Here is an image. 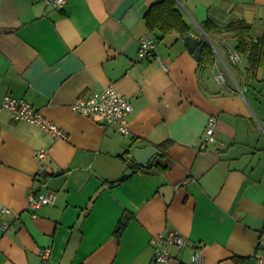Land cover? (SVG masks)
<instances>
[{
	"label": "crops",
	"instance_id": "0c3cea01",
	"mask_svg": "<svg viewBox=\"0 0 264 264\" xmlns=\"http://www.w3.org/2000/svg\"><path fill=\"white\" fill-rule=\"evenodd\" d=\"M52 1L0 0V100L25 98L68 134L54 138L0 111V204L11 209L0 212V264H156L153 240L171 231L189 240L170 247V264H196V251L203 264H236V256L260 264L264 63L249 100L230 82L216 81L224 69L217 54L202 65L179 33L157 40L145 19L157 0H68L62 8ZM178 1L197 38L209 40L201 25L209 17L243 18L255 36L264 32V0ZM143 36L156 39L168 68L155 56H138ZM214 40L229 54L236 50L231 35ZM109 85L133 104L130 136L71 107L79 95ZM212 115L217 140L204 145ZM150 145L158 152L137 164L131 150ZM40 148L49 150L42 161L34 156ZM45 190L54 202L34 217L29 195Z\"/></svg>",
	"mask_w": 264,
	"mask_h": 264
},
{
	"label": "built area",
	"instance_id": "2783aa9c",
	"mask_svg": "<svg viewBox=\"0 0 264 264\" xmlns=\"http://www.w3.org/2000/svg\"><path fill=\"white\" fill-rule=\"evenodd\" d=\"M68 0H53L52 6L56 8H62ZM205 35L211 41L209 35L205 32ZM214 51L217 56L221 55L214 42H211ZM156 39L150 36H143L140 40V48L138 56L140 58H149L155 56V59L160 62V65L164 68H168L167 63L162 61L159 54L156 52ZM231 61L234 64H238L243 60L242 54L237 50H231ZM230 75L225 74V69H221L215 73L216 81L222 86L227 87L228 82L231 80L241 93L244 94L242 84L239 85L234 74L228 67ZM72 109L82 115L92 117L98 122L103 124H115L118 131L124 136H130L132 130L130 127V115L134 110L131 101L121 95L113 85L104 87L99 93L86 96L79 95L71 104ZM7 109L14 120H24L38 125L48 134L54 138H67V132L57 125L54 121L46 117L40 110L36 109L31 102L25 98L14 97L6 95L0 100V111ZM260 127L264 130V125L259 121ZM218 120L217 117L212 115L209 117L205 130H204V145H208L216 142L217 140ZM49 150L47 148H40L35 151V158L42 161L47 157ZM46 163H41L39 172L42 173L46 170ZM55 194L53 191H32L29 195V210L32 215L37 216L38 210L47 204L54 202ZM0 212L4 214H10L11 209L3 204H0ZM9 223H4V228H7ZM188 237L179 231H171L168 234H160L153 242L156 245L157 252L155 254L156 264H170L172 260V254L170 251L171 246L183 247L188 244ZM50 248L46 247L40 252V256L43 261H46L50 255ZM193 262L196 264H203L204 257L199 251H196L192 256ZM260 264H264V253L258 255Z\"/></svg>",
	"mask_w": 264,
	"mask_h": 264
},
{
	"label": "trees",
	"instance_id": "16d2710c",
	"mask_svg": "<svg viewBox=\"0 0 264 264\" xmlns=\"http://www.w3.org/2000/svg\"><path fill=\"white\" fill-rule=\"evenodd\" d=\"M145 19L150 31L156 32L158 41L173 32L179 33L182 37L190 34L191 26L184 17L183 7L178 0H157L145 13ZM201 25L213 40L216 35L223 33L236 39L235 48L245 55L247 61L242 84L245 92L247 86L252 84L257 70L264 63V32L255 36L252 24L243 18H231L221 23L209 17ZM203 41L204 47L199 59L200 63L202 65L211 64L216 54L214 47L208 39H203ZM163 145L167 146L169 142L166 141ZM160 150H162L161 155H164L163 146H160ZM137 164L134 162L132 168L140 169V164ZM124 179L126 176L121 177L117 182ZM125 222V219L121 220L116 232L121 233L125 227ZM247 259L248 257L236 256L235 262L236 264H245Z\"/></svg>",
	"mask_w": 264,
	"mask_h": 264
},
{
	"label": "water",
	"instance_id": "95a60500",
	"mask_svg": "<svg viewBox=\"0 0 264 264\" xmlns=\"http://www.w3.org/2000/svg\"><path fill=\"white\" fill-rule=\"evenodd\" d=\"M185 42L188 46V49L193 52L194 56L197 59H200L202 49L204 47L203 39L197 38L192 34H188L184 37ZM158 152V148L155 145H150L146 148H133L131 150L132 156L136 160V162L140 165L147 163L152 156ZM132 171V170H131ZM61 172H57L56 175Z\"/></svg>",
	"mask_w": 264,
	"mask_h": 264
},
{
	"label": "rangeland",
	"instance_id": "374dc122",
	"mask_svg": "<svg viewBox=\"0 0 264 264\" xmlns=\"http://www.w3.org/2000/svg\"><path fill=\"white\" fill-rule=\"evenodd\" d=\"M183 10H184V13L187 14V13H186V10H185L184 8H183ZM229 39H231V38L229 37L227 40H229ZM216 41H217V40H216ZM216 41H215V42H216ZM216 43H217V46L220 48V49H219V50H220L219 52H220V54H221V55H218V56H217V57H218V61H219V64L222 63V65H223V67H224V69H225V74L230 75V72H229V70H228V67H229L230 70L232 71V73L234 74V76H235L237 82L239 83V85L243 84L244 76L239 75V70H238V68H239L240 70H242V69L244 68V66H245V64H246V62H247V61H246V57H245V55L242 54V56H243V60H242V61H239L238 64H234V63L231 61V58H230V54H229V52H226V51L224 50L223 45H222L219 41H217ZM229 82H230L235 88H237L233 81L230 80ZM249 86H251V85H249ZM249 86H247V88L245 89V94H246V96L248 97V99L250 100V98H251V93H250V91H251V87H250V89H249ZM252 89H253V88H252Z\"/></svg>",
	"mask_w": 264,
	"mask_h": 264
}]
</instances>
